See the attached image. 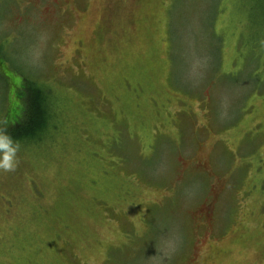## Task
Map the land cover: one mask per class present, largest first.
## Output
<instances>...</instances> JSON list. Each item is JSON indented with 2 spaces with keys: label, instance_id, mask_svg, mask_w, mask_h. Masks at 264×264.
Here are the masks:
<instances>
[{
  "label": "rangeland",
  "instance_id": "obj_1",
  "mask_svg": "<svg viewBox=\"0 0 264 264\" xmlns=\"http://www.w3.org/2000/svg\"><path fill=\"white\" fill-rule=\"evenodd\" d=\"M21 79L0 264H264V0H0V129Z\"/></svg>",
  "mask_w": 264,
  "mask_h": 264
},
{
  "label": "trees",
  "instance_id": "obj_2",
  "mask_svg": "<svg viewBox=\"0 0 264 264\" xmlns=\"http://www.w3.org/2000/svg\"><path fill=\"white\" fill-rule=\"evenodd\" d=\"M21 103L20 118L2 126L16 142L39 138L51 121L50 107L45 91L40 86L25 79L23 89L18 91Z\"/></svg>",
  "mask_w": 264,
  "mask_h": 264
},
{
  "label": "clouds",
  "instance_id": "obj_3",
  "mask_svg": "<svg viewBox=\"0 0 264 264\" xmlns=\"http://www.w3.org/2000/svg\"><path fill=\"white\" fill-rule=\"evenodd\" d=\"M19 150V143L14 141L6 130L0 129V171H15L19 163L17 158Z\"/></svg>",
  "mask_w": 264,
  "mask_h": 264
}]
</instances>
